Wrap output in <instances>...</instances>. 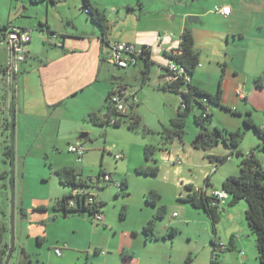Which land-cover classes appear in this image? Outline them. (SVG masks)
I'll return each mask as SVG.
<instances>
[{"label":"rangeland","instance_id":"374dc122","mask_svg":"<svg viewBox=\"0 0 264 264\" xmlns=\"http://www.w3.org/2000/svg\"><path fill=\"white\" fill-rule=\"evenodd\" d=\"M140 1H133L134 11L129 12L128 18L121 21V24L110 25V34L113 30L112 39L118 38L120 33L121 39L132 38L134 35L149 38L151 33L157 30L162 37L178 40L177 32L179 36V29L184 23L189 30L190 27L200 25L198 21H188V17H195L192 14L186 15L192 4L191 0H142L141 4L144 5L141 7L142 14L138 8ZM44 5L46 4L31 5L28 0H0V25L2 22H9L10 28H16L19 24L35 23L33 27L26 25L24 28L33 30L31 33L39 34L42 27L35 19L33 20L35 17L33 12L36 9L43 11ZM24 8H28L29 11ZM138 15H141L142 19L138 20ZM67 24L66 22L63 29L73 30V27H68ZM44 27L46 29V25ZM54 32H57L56 35L59 37L60 31L56 29ZM43 35L47 37L46 32H43ZM155 36L156 33L153 40ZM41 44L40 42L39 45L42 47ZM0 48L2 50L0 60L3 57L6 59V46L0 42ZM156 48L152 46L150 49L156 51ZM159 56L160 58H157ZM166 58L167 60L160 53L152 57L149 80L145 84L141 82L140 70L143 67L141 60L125 69L112 65L105 66L109 78L126 82L136 91L139 100L133 110L129 108L128 114L120 117V126L95 125L87 116L83 122V129L67 141L66 134L57 136L50 131L52 123L49 121L45 134L39 137L31 135L20 139L19 142L16 141V126L14 127L12 165L15 200L14 251L9 264L19 263L21 248L28 254L31 264H185L188 259L190 261L187 264H210L211 240L214 238L216 243L227 242L225 237L229 223L222 213L219 214L214 236L211 221L205 213L192 208L180 198L185 195V185L205 188L207 178L210 183L208 187L220 191L221 183L227 176L239 174L240 157L230 154V150L221 141L206 150L194 147L193 143L198 138L200 128L194 122L193 116L200 113L199 108H195L185 117L182 138L171 136L169 141L165 140L167 133L175 130L172 119L177 114L180 102L179 95L160 89L162 81L159 64L166 67L169 61L168 57ZM211 67L216 73L219 71L220 77V68L215 64ZM218 82L216 80L215 84ZM9 95L5 78L0 75V173L6 172V175L10 176L11 167L5 163L7 160L3 153L10 131L6 127V122L11 121L7 103ZM206 108L209 112L212 111L213 126L228 132L242 133L238 150L244 152L243 154L254 150L258 158L262 155V141L253 130L243 126V115L224 110H219V113L215 114L213 112L219 108L211 104H206ZM131 113L140 118L134 130L128 127ZM255 117L264 120V111L256 112ZM81 134H87V137L79 139ZM76 144H81L85 149L80 163L76 161L73 153L68 152L69 145ZM145 145L156 148L153 154L156 162L153 164L158 167L157 176L136 172V168L146 165L143 153ZM117 153L123 155L121 160H115L114 155ZM210 155H229V159L218 164L209 160ZM260 164L264 167L263 161ZM66 166L77 171L82 169L81 176L92 180L96 179L101 168L114 182L122 183V180H127L128 186L122 191L112 183L110 185L103 183V188L96 192V197L100 194L99 198L104 202L101 208L105 217L104 226L95 224L92 216L87 213L84 215L72 213L64 217L60 212L53 211L52 204L56 193L61 190L65 193L70 191V188H64L59 184L55 174L56 170ZM151 189L160 194L159 204L166 207V215L156 223L154 234L157 239L145 242L141 228L156 210L144 200L145 194ZM37 203L43 207L47 206L48 209L40 210L38 205H35ZM239 203L233 207L237 208L243 204L246 206L244 201ZM21 204L24 215L20 214ZM218 210L221 212V206ZM173 212L176 216H173ZM10 216V180L6 176L0 178V226L5 225L8 228L4 237L9 244ZM37 218H40V221L37 222ZM240 222L247 229V236L250 235L245 239L248 255L257 261L255 238L248 230L244 212L241 214ZM170 227L176 228L178 234L173 240L163 239L162 236ZM37 237H44V241L38 244ZM56 248L62 249V255L55 254ZM96 248H101L105 254L96 252ZM216 254L218 264H233L237 261L233 251L222 252L216 248Z\"/></svg>","mask_w":264,"mask_h":264},{"label":"crops","instance_id":"0c3cea01","mask_svg":"<svg viewBox=\"0 0 264 264\" xmlns=\"http://www.w3.org/2000/svg\"><path fill=\"white\" fill-rule=\"evenodd\" d=\"M133 1L91 0V4L93 8L105 14L110 25L118 26L134 11ZM141 1L138 3V8L142 14L141 7L144 5ZM191 1L192 4L186 15H195L197 17L195 21L200 24L190 27L195 48L199 52V65L191 77V83L210 94L215 93L220 87L223 107L216 106L219 109L213 113L218 114L219 110H224V112H236L245 118L246 112H250L252 120L264 128V120L255 117L256 112L264 111V87H257L254 83L257 78L264 83V0ZM165 5L170 6V4ZM222 5L230 6L231 13L228 16L214 12L215 6ZM80 7V0H64L53 6L44 5L43 11L36 9L33 12L35 15L33 20L35 19L42 28L39 34L31 33L24 61L16 63L12 69L8 64V51H6V59L3 57L0 60V66L5 67V72L0 75L5 78L10 92L7 101L9 112L13 100L17 142L31 135L39 137L45 134L49 121L52 123L50 131L57 136L66 134L65 139L69 141L83 129V122L90 113L105 119L104 105L108 93L120 85L131 89L126 82L109 78L105 72V66L110 65L107 59L111 55L112 46L117 42H127L137 47L151 45L157 47L156 51H152L149 47L151 59L160 53L167 60L166 57L178 48L181 33L186 26L184 23L181 30L179 29V36L177 32L178 40L162 37L161 33L156 32L157 30L154 31L156 33L154 40L152 39L154 33H151L149 38L144 35H134L132 38L122 39L120 33L118 38L112 39V30L108 35L107 43H103L99 29L90 22ZM24 9L29 11L28 8ZM137 18L142 19L141 15ZM66 22L68 27H73V30L63 29ZM8 23L2 22L0 27ZM26 25L33 27L35 23L19 24L18 28H24ZM56 29L60 31L59 37L56 35L57 32H54ZM43 32L47 33V37ZM0 42L4 44L1 40ZM40 42L42 47L39 45ZM56 42H61L62 46H57ZM213 64L220 68V77L219 71L216 73L211 67ZM159 68L160 79L163 82L164 64H159ZM216 80L219 81L217 85ZM237 92L242 93L244 98H240ZM5 119L8 121L7 117ZM7 141H10V131ZM249 152L250 150L247 153ZM254 156L264 162L263 153L258 158L254 152ZM5 163L9 165L8 161ZM77 172L82 174V169ZM213 191L218 190L205 188L206 194H211ZM69 193L70 191L65 193L61 190L56 193L54 199L62 198ZM99 195L98 202L101 201ZM228 202L227 197L219 201L217 207L219 209L221 206V212L218 210V213H222L229 223L225 237L227 242L224 244L228 245L232 240L233 256L237 259L233 264H258V260H252L248 255L245 239L250 235L247 236V229L240 222L246 206L242 203L243 205H238L237 208L229 207ZM35 205L48 209L42 204ZM22 209L24 213V208ZM37 219V222L40 221V218ZM101 251V248H96V252L101 253Z\"/></svg>","mask_w":264,"mask_h":264},{"label":"trees","instance_id":"16d2710c","mask_svg":"<svg viewBox=\"0 0 264 264\" xmlns=\"http://www.w3.org/2000/svg\"><path fill=\"white\" fill-rule=\"evenodd\" d=\"M28 1L31 5L43 3L53 6L57 2L64 0ZM81 2V11L85 13L90 22L99 29L101 42L107 43L108 35L110 33V24L105 14L93 8L91 0H81ZM8 28V25H3L0 27L1 41L3 36L5 35V31ZM49 33L53 34L52 32ZM142 48L143 52L139 60L143 62V67L140 70V74L141 82L142 84H145L149 80L153 61L150 57L149 47L142 46ZM167 57L179 67L183 68L184 74L189 76L190 81L186 82L182 79H178L172 83L162 82V85L160 86V89H162L163 91L177 94L180 97L179 109L176 116L172 119V124L175 126V130L168 132L165 140L169 141L171 139V136L182 138L184 135L183 127L185 117L193 112L195 108H199L200 113L193 116L194 122L200 128V132L197 138V144L194 145V147L206 150L210 149L221 141L230 150V154H235L236 157H240L239 174L236 176H227L221 183V191L227 194V197L229 198V207L237 205L240 201H244L246 203L244 220L247 224L250 234L255 238L256 258L258 260V263L264 264V167L260 164L261 162L254 156L253 150H251L246 155L237 149L240 140L242 139V133L240 131L228 132L225 129H220L215 125L213 126V116L212 113L207 110L206 104L223 107L221 104V89L220 87H218L217 91L214 94H210L191 83V77L193 76L199 65V52L195 48L192 33L188 28L185 27L183 29L180 36L178 48L174 50V52H171ZM3 72H5V67L0 66V73ZM254 83L257 87H264V83H262L259 78L255 79ZM113 91L114 90H111L105 99V119L96 117L95 113H90L88 115V120H90L93 124L106 126L109 124L110 117L114 115L115 123L113 124V126L117 127L121 124L120 117L127 115H121L113 112L111 107L109 106V99L113 94ZM134 107H132L131 110H133ZM130 117L131 120L128 124V127L129 129L134 130L138 126L140 118L134 113H131ZM243 126L246 129L253 130L257 137L262 141L261 149L264 154V128L258 126L252 120L250 112H246V117L243 119ZM6 127L7 129H10L9 122H6ZM155 149L156 148L154 146L145 145L143 153L146 165L136 168L137 173L148 176H157L158 167L156 164H153L156 162L153 159ZM4 150L6 160L10 163V141H8V145L4 147ZM208 158L211 162L222 164L227 161L229 155H210L208 156ZM104 173L105 172H103V169L101 168L96 179L98 180L99 177ZM55 174L58 177L59 184L64 188H70V190L72 187L80 185V183H76L77 177L80 178L78 182L81 180L82 183L86 181V179H91L82 178L81 173L77 172L73 168H61L56 170ZM6 176H8L10 180L9 174L6 175V172L0 173V178H5ZM209 184V179L207 178L205 181V188H208ZM127 186V180H122L119 191H122L123 188H127ZM205 188H200V191H195V188L192 185H185V195L180 198V200L188 203L192 208L201 210L205 213V215L211 221L213 233L215 236V227L217 222L219 221V213L217 207L218 202L214 196L206 194ZM69 198V194L64 195L62 198H55L52 204L53 211L60 212L62 216L65 217L72 213L77 215H84L85 213H87L92 216V213L100 210L104 204V202L102 201H97L95 205L88 208H85L83 205H77L76 209H68L66 206ZM160 198V194L153 189L149 190L144 196L145 203L156 209L149 220L146 222V224L141 228L145 242L157 239L156 235L154 234L156 223L162 220L166 215V207L159 204ZM39 209L41 210L43 208L40 207ZM19 210L20 214L24 215L23 209L20 208ZM7 231L8 228L5 225L0 226V264L4 263L5 257L9 250V243L4 237V233H6ZM177 234L178 231L176 230V228L170 227L166 230L165 234L162 237L163 239L173 240ZM36 241L38 244H41L44 241V237H37ZM217 243L214 238L211 240L212 250L210 264H218V255L216 254V248H218ZM233 250V243L232 240H230L227 245V249L220 251L230 252ZM189 261L190 259H188L185 264H187ZM19 262L21 264H30L29 256L23 248L20 249Z\"/></svg>","mask_w":264,"mask_h":264},{"label":"built area","instance_id":"2783aa9c","mask_svg":"<svg viewBox=\"0 0 264 264\" xmlns=\"http://www.w3.org/2000/svg\"><path fill=\"white\" fill-rule=\"evenodd\" d=\"M213 10L223 16H228L231 13V8L228 5L215 6ZM30 39L31 31L24 28L12 27L5 31L2 42L6 45L9 55L8 64L12 69L16 63L24 61L27 55V45L29 44ZM56 45L60 47L62 46V43L56 42ZM142 52V47H137L127 42H117L112 46V52L107 59V62L114 67L125 69L129 66L136 65ZM178 79H182L186 82L190 81L189 76L184 74L183 68L179 67L169 59L168 64L165 67L163 82L172 83ZM237 94L240 98H244L242 93L237 92ZM138 102L139 100L135 91L124 85H120L114 89L113 94L110 96L109 106L113 112L123 115L127 114L128 109L136 106ZM114 118L115 117L109 119V124L113 125L115 123ZM68 152L73 153L76 156V161L80 163L85 153V149L81 144L69 145ZM114 158L118 161L123 158V155L117 153L114 155ZM79 179V177L76 178V183H80V185L72 187L70 190V198L68 199L66 206L68 209H76L77 205H83L85 208L95 205V203H97L96 192L104 186L103 183L108 185L112 183L117 188H120L121 186V183L118 181L114 182L108 173H104L98 180L86 179V181L82 183L81 180L78 182ZM194 190L200 191V188H195ZM209 195L214 196L217 199V202L227 198V194L223 191H213ZM173 216H176V213H173ZM91 218L95 224L104 225L105 217L100 210L93 212ZM217 245L220 250L227 249V245L222 242H218ZM54 252L58 256L62 255L61 248H56ZM101 253L104 254L105 251H101Z\"/></svg>","mask_w":264,"mask_h":264},{"label":"water","instance_id":"95a60500","mask_svg":"<svg viewBox=\"0 0 264 264\" xmlns=\"http://www.w3.org/2000/svg\"><path fill=\"white\" fill-rule=\"evenodd\" d=\"M197 20V17H188V21L192 22ZM12 77H11V83H12ZM14 107H13V100H12V104H11V121H10V148H11V153H10V167H11V171H10V208H11V216H10V244H9V250L8 253L5 257L4 263L3 264H9L11 255L14 251V238H13V229H14V224H13V217H14V209H15V200H14V190H13V173H12V165H13V133H14V124H13V111ZM105 117V115H104ZM115 117L114 115H112V118ZM87 136V134H81L79 135V139H83ZM194 145L197 144V139L196 141H194L193 143ZM65 217V216H64ZM53 220V219H50ZM18 264H21L20 262Z\"/></svg>","mask_w":264,"mask_h":264}]
</instances>
